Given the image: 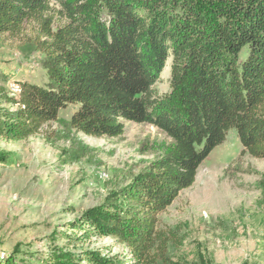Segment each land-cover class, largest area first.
Returning a JSON list of instances; mask_svg holds the SVG:
<instances>
[{
  "label": "trees",
  "instance_id": "1",
  "mask_svg": "<svg viewBox=\"0 0 264 264\" xmlns=\"http://www.w3.org/2000/svg\"><path fill=\"white\" fill-rule=\"evenodd\" d=\"M53 3L66 21L57 29ZM29 25L38 27L49 84L17 83L19 98L4 96L15 109L1 112L0 138L27 140L77 104L69 127L84 136L120 138L128 122L174 143L144 177L71 225L75 240L125 244L130 262L56 248L41 263L153 264L158 216L228 132L264 160V0H0V37L18 38ZM169 60L170 90L159 97L154 86Z\"/></svg>",
  "mask_w": 264,
  "mask_h": 264
},
{
  "label": "rangeland",
  "instance_id": "2",
  "mask_svg": "<svg viewBox=\"0 0 264 264\" xmlns=\"http://www.w3.org/2000/svg\"><path fill=\"white\" fill-rule=\"evenodd\" d=\"M51 15L64 24L53 3ZM36 25L11 39L0 37V114L15 109L4 101L17 99V83L47 87L46 55L38 48ZM171 60L154 91L170 90ZM79 105L58 112L56 122L42 126L24 141L0 138V259L17 264H43L56 248L77 253L96 250L122 262L130 251L112 237L75 240L71 225L108 197L144 177L152 163L174 143L147 124L124 123L120 138H93L71 129ZM153 264H264V160L243 151L234 130L202 162L192 186L182 191L158 216Z\"/></svg>",
  "mask_w": 264,
  "mask_h": 264
}]
</instances>
